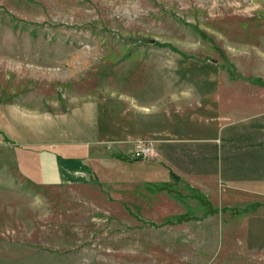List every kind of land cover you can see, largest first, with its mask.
I'll use <instances>...</instances> for the list:
<instances>
[{
    "label": "rangeland",
    "instance_id": "1",
    "mask_svg": "<svg viewBox=\"0 0 264 264\" xmlns=\"http://www.w3.org/2000/svg\"><path fill=\"white\" fill-rule=\"evenodd\" d=\"M0 264H264V0H0Z\"/></svg>",
    "mask_w": 264,
    "mask_h": 264
},
{
    "label": "crops",
    "instance_id": "2",
    "mask_svg": "<svg viewBox=\"0 0 264 264\" xmlns=\"http://www.w3.org/2000/svg\"><path fill=\"white\" fill-rule=\"evenodd\" d=\"M165 104V103H164ZM165 107V106H164ZM168 108L165 107L163 110V115L164 117L167 115H170V111L167 112ZM176 114L178 113V111H174ZM182 112V111H181ZM169 113V114H168ZM173 138H171V132L169 129H166V127L163 129V134H161V136L159 137L158 140V147L159 150L162 151L163 156L170 161L171 157L165 152V151H179L182 152L180 155H178V157L182 160H188L189 163L188 165L191 167V174H200V173H204L203 168H205V170L207 169H212L213 168V164H210L211 161L209 160V155H212L214 150L212 149V147L210 146H206V145H201V146H196V147H181L179 145L176 144V142H172ZM186 150L189 151H193L195 153H193V155L189 154L187 155ZM164 151V152H163ZM60 152H57V154H55V165L57 168V173L59 175V177L61 179H63V177H70V173L73 175L74 173H81V174H89L91 175L92 170L89 169V166L86 165V163L79 158H65L63 155L59 154ZM167 154L166 155H164ZM132 155V154H131ZM183 156V158H182ZM133 159H140V158H135L132 156ZM215 158V156H214ZM217 159V158H216ZM214 161H217V160ZM214 163V162H213ZM168 171V168L170 169V167L168 165H164ZM207 168V169H206ZM73 170V173L70 172L71 170ZM169 172V171H168ZM195 176V175H194ZM197 177V176H196ZM198 178V177H197ZM196 184H200L203 185L204 182H202L201 180L197 179L195 180Z\"/></svg>",
    "mask_w": 264,
    "mask_h": 264
},
{
    "label": "built area",
    "instance_id": "3",
    "mask_svg": "<svg viewBox=\"0 0 264 264\" xmlns=\"http://www.w3.org/2000/svg\"><path fill=\"white\" fill-rule=\"evenodd\" d=\"M152 146L143 142H136L132 149V156L135 158H144L150 156Z\"/></svg>",
    "mask_w": 264,
    "mask_h": 264
}]
</instances>
